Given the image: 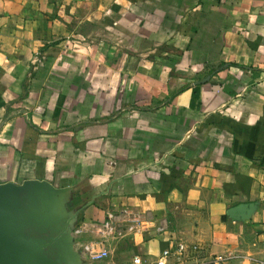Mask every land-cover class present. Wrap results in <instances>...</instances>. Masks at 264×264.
<instances>
[{"label":"crops","instance_id":"0c3cea01","mask_svg":"<svg viewBox=\"0 0 264 264\" xmlns=\"http://www.w3.org/2000/svg\"><path fill=\"white\" fill-rule=\"evenodd\" d=\"M1 185L52 264H264V0H0Z\"/></svg>","mask_w":264,"mask_h":264},{"label":"built area","instance_id":"2783aa9c","mask_svg":"<svg viewBox=\"0 0 264 264\" xmlns=\"http://www.w3.org/2000/svg\"><path fill=\"white\" fill-rule=\"evenodd\" d=\"M118 217L115 218V214L111 213L109 216L102 222L98 223H86L80 222L74 228V234L76 236V243L81 244V248L84 253L91 259L99 260L109 255V248L107 241L105 240L106 235H113L117 231H123L126 229H131L133 227L142 228L148 223L150 219L143 213L138 212H128L121 211L116 214ZM87 234L91 237L90 240L83 241L82 236ZM199 246L192 245L188 246L183 242H180L176 245L175 249H164L162 251V257L156 262V264H164V257H168L172 254H175L179 259L183 258L188 251L198 252ZM190 253H188V256ZM134 264H142L140 257H134ZM207 264H226L225 259L217 258L214 259L211 263Z\"/></svg>","mask_w":264,"mask_h":264},{"label":"water","instance_id":"95a60500","mask_svg":"<svg viewBox=\"0 0 264 264\" xmlns=\"http://www.w3.org/2000/svg\"><path fill=\"white\" fill-rule=\"evenodd\" d=\"M4 186H0V190ZM10 221H16L13 214H9ZM0 264H52L51 258L43 249L34 251L30 249L23 231H18V237L12 236L7 226L0 205Z\"/></svg>","mask_w":264,"mask_h":264},{"label":"rangeland","instance_id":"374dc122","mask_svg":"<svg viewBox=\"0 0 264 264\" xmlns=\"http://www.w3.org/2000/svg\"><path fill=\"white\" fill-rule=\"evenodd\" d=\"M114 238H115V237H114L113 235H109V234H108V236L106 235L105 240H106V241H109V239L113 240Z\"/></svg>","mask_w":264,"mask_h":264}]
</instances>
